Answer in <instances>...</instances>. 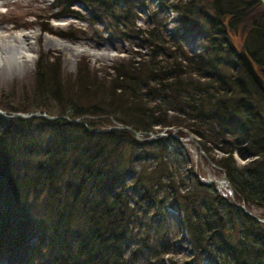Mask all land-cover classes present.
I'll use <instances>...</instances> for the list:
<instances>
[{
  "label": "trees",
  "instance_id": "obj_1",
  "mask_svg": "<svg viewBox=\"0 0 264 264\" xmlns=\"http://www.w3.org/2000/svg\"><path fill=\"white\" fill-rule=\"evenodd\" d=\"M73 1L64 0L63 11L77 13L68 9ZM79 1L90 6L89 20L102 22L111 35L140 37L134 44L146 45L149 58L111 65L109 83L98 80L96 71L87 74L94 76L91 84L78 74L76 89L96 98L86 106H61L53 113L43 108L46 98L40 94L32 110L7 107L9 112L41 108L48 114L84 116V122L0 113V259L14 264H264V221L198 175L191 173L195 182L190 186L186 174L191 171L181 176L182 187L172 179L165 182L168 165L157 170V164L180 141L164 135L155 144L159 152L151 153L149 139L160 137L139 139L132 131L174 125L198 134L206 151V142L212 141L226 154L216 162L236 196L247 208L249 203L264 207V92L231 40L233 35L245 38L264 76V4L163 0L150 11L178 12L182 30L172 40L164 37L165 23L158 18L145 28L136 25L137 6H149L151 0ZM193 24L203 26L202 44L187 52L182 33ZM163 42L174 55L172 62L163 56ZM36 81L55 96L61 91L70 95L48 60L40 61ZM167 109L178 113L169 115ZM88 114L97 120L85 119ZM112 118L132 129L103 127ZM233 150L247 151V163L238 165ZM151 157L154 162H148ZM168 206L182 213L170 236ZM137 227L143 231L139 239L133 238ZM180 231L190 243L188 253L181 260L166 257L181 240Z\"/></svg>",
  "mask_w": 264,
  "mask_h": 264
},
{
  "label": "rangeland",
  "instance_id": "obj_2",
  "mask_svg": "<svg viewBox=\"0 0 264 264\" xmlns=\"http://www.w3.org/2000/svg\"><path fill=\"white\" fill-rule=\"evenodd\" d=\"M161 2H163V0H151L149 6H137L138 16L135 20L136 25L145 28L150 24L152 25V23L155 22V19L158 18L165 23L161 29L165 35L164 37L166 39L167 37H170L172 40H175L177 35H179L177 34L178 31L182 30L178 21V12L172 8H161L156 13L150 11L153 7H158ZM61 3L65 5L64 0H0V39L8 37L12 32L16 34L25 30L33 34L31 39L33 40L34 48H36L35 50L29 51L30 55L28 57H21L18 62H14L11 59L6 61L3 59V61L0 62V109L5 111V114L3 115L9 113L7 107H24L28 110H32L36 105L35 100H38L40 94L44 95V98H46L44 100L45 102H43L45 104L43 108L46 107L53 113L61 106H67L68 108H72L76 104L86 106L93 103L96 98H93L87 90L78 91V89H76L74 82L76 81L78 74H83L87 77L85 81H88L89 84H91L94 76H87V74H93L92 72L96 71V78L98 80L101 79L105 83H109L110 75H113L114 73L113 69L110 68L111 65L117 66L120 63L125 64L129 60L135 59V57L139 56L145 59L149 58V48L146 45L142 44L139 47L134 44L135 42H140V37H120L118 34L111 35L104 30V24L102 22L90 21L88 17L92 10L86 3H81L79 0H74L72 2V5H70L68 9H72L77 13L66 10L63 11V5ZM202 27L201 24L198 26L195 25V28L185 29V32L182 33L184 37V47L187 52H196L200 50L199 48L202 44V32L200 31V28ZM225 28H228L229 30L230 26L228 22L225 24ZM48 34L51 37L62 38L73 44H80L82 45V48L85 47V50L83 49L79 54H73L64 50L61 46L56 45V47L51 43V38ZM233 37L234 38L231 40H233L236 48L237 41H241L243 37L237 36L235 38L234 35ZM164 46L165 47L162 48V51H164L163 56L165 57L166 54L171 56L172 58L170 61L172 62L174 55L172 56L170 54V50L169 48H166L165 44ZM134 48H137V52L139 53H135ZM168 56L166 57L169 58ZM46 60L54 66V69H57L60 80L67 83L70 95L67 92L63 93V91H61L58 96H55L53 93L47 91L44 85H38L36 81V71L40 61L45 63ZM107 101V99H103V102ZM149 102V104L155 103L153 100H150ZM36 110L41 112V108H37ZM166 112L169 115L178 113L175 109H167ZM181 115L184 116V113ZM96 117L98 116L88 114L85 119L89 118L97 120ZM83 118L84 116H82L81 121ZM184 120L185 122H188L187 119L184 118ZM116 122L118 121L112 118L111 123L103 125V127H117L115 126ZM103 127H99V129ZM163 129H165L166 132L174 130L177 135L183 138L180 140L178 139L180 142L176 144L172 143L170 146V153H166L167 155L164 154L163 156L164 163L162 162L160 165L157 164V170L164 169L165 164L168 165L169 175L165 176V182L170 181V183H172V179L174 180V185L181 186V176L183 173H189L191 171L189 174H186L187 182L190 186H193L195 182L193 179L194 176L191 174L193 173L194 175H198L201 180L206 181L208 179L206 182L213 184L214 187L218 186L216 187L217 191L221 194L224 193L223 195L225 197H228L230 200H235L239 204L245 205V202L238 198L235 193L233 196L228 195L229 192L226 185L216 184L212 181L211 177H209L211 175L214 178H221L222 173L225 172L222 166L216 161H219L221 157L226 154L219 149L215 143L212 141L206 142L209 146V150L206 151L200 144V141H203V139L189 128L174 125L165 126L163 128L159 127V130ZM187 134H191L194 139L198 140L207 156L209 158L211 157V160L214 159V165H211L208 157L201 152L195 154L192 149L193 140L191 138H184ZM148 135L149 133L141 132V139L148 137ZM208 135H210L209 132H207V137ZM162 136L164 135L149 137H160L157 139L147 138L151 141L148 145L151 153L159 152L160 147L156 148L155 144L161 142L160 140L163 139ZM130 153H133L132 149H128L127 154ZM243 154L244 155H241L238 150H233V157L238 165H243L248 161V156H250V154L247 151H244ZM154 160L155 158L151 157L148 159V162H154ZM249 204L251 209H248L255 214L261 216V213H264V207L258 206L254 203ZM166 214L168 215L165 216V218L170 222L169 230L171 231L174 229L173 223L179 222L182 213L181 211L168 206V212L166 211L165 215ZM147 216H149V213ZM165 218L160 216L159 220L163 222ZM145 225L146 222H144V226ZM166 231L167 230H163L161 234ZM142 233L143 231L139 230L137 227L133 238L139 239ZM171 234L172 231L169 233V236ZM179 234H182V232L180 231ZM171 239H176V235L172 236ZM170 243L172 244V242ZM171 247L175 252H168L165 256H174L178 260H181L182 256L188 253L190 243L187 237L182 234L181 240L178 243L171 245ZM145 252L146 255L149 254L147 250H145ZM0 264L11 263L6 259H0ZM202 264L211 263L210 261H204Z\"/></svg>",
  "mask_w": 264,
  "mask_h": 264
},
{
  "label": "water",
  "instance_id": "obj_3",
  "mask_svg": "<svg viewBox=\"0 0 264 264\" xmlns=\"http://www.w3.org/2000/svg\"><path fill=\"white\" fill-rule=\"evenodd\" d=\"M263 4H264V0H260ZM244 37L242 38V40H238L237 41V45H236V53L238 55V57L240 58V60L242 61L244 67L246 68L247 72L252 76V78L255 80V82L258 84V86L261 88V90L264 92V76L262 75L261 71H260V67L257 66L255 64V62L252 60V58L250 57V55L248 54L245 45H244ZM0 113L5 114L4 110L0 109ZM38 114H43L46 115L48 118H56L58 117V115H54V114H47L45 112H39V111H21V110H17V111H10L8 114V116H18V117H30V116H34V115H38ZM62 116L64 118H67L69 121H74V122H80L81 121V117L82 116H78V117H74V118H70L67 115H59ZM117 127H125V128H131L129 125L127 124H123L121 122H116ZM132 129V128H131ZM174 129V128H173ZM175 130V129H174ZM169 131L166 132L165 129L163 130H158V131H150L148 137H144V139H147L149 137H154V136H161V135H171L176 137L177 139H183L182 137H180L179 135H177L175 133V131ZM134 135L141 139V131L136 130V129H132ZM185 139L191 138L193 140V144H192V149L195 152V154H197L198 152H201L203 155L207 156V154L205 153V151L203 150V148L200 146L198 140L194 139L192 137L191 134H187L184 136ZM208 157V156H207ZM209 162L211 163V165H214L213 160H211L208 157ZM216 184H224L227 186L229 193L231 194V196H233V187L229 181L228 176L226 175L225 172L222 173V177L221 178H216L213 180ZM232 203L237 204L239 206H241L247 213H249L251 216L264 221V217L260 216L258 214H255L254 212H252L251 210H249L244 204H239L238 202H236L235 200H231Z\"/></svg>",
  "mask_w": 264,
  "mask_h": 264
},
{
  "label": "bare ground",
  "instance_id": "obj_4",
  "mask_svg": "<svg viewBox=\"0 0 264 264\" xmlns=\"http://www.w3.org/2000/svg\"><path fill=\"white\" fill-rule=\"evenodd\" d=\"M14 34L15 33L12 32L8 37L0 39V62H2L3 59L5 61L11 59L14 62H18L20 61L21 57H28L30 55L29 51L36 49L34 48L33 40L31 39V37H33L31 32L22 30L15 35ZM48 36L51 38V43H53L55 46H61L64 50L73 54H79V52L83 51V49L85 50V47L82 48V45L80 44H73L71 42L65 41L62 38H54L49 34Z\"/></svg>",
  "mask_w": 264,
  "mask_h": 264
}]
</instances>
